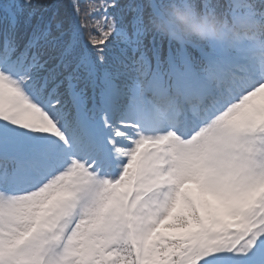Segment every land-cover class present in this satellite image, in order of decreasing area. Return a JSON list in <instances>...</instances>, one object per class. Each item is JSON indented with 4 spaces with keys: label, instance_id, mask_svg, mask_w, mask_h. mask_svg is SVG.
Segmentation results:
<instances>
[{
    "label": "snow or ice",
    "instance_id": "obj_1",
    "mask_svg": "<svg viewBox=\"0 0 264 264\" xmlns=\"http://www.w3.org/2000/svg\"><path fill=\"white\" fill-rule=\"evenodd\" d=\"M169 2L0 0V264H264V0Z\"/></svg>",
    "mask_w": 264,
    "mask_h": 264
},
{
    "label": "clouds",
    "instance_id": "obj_2",
    "mask_svg": "<svg viewBox=\"0 0 264 264\" xmlns=\"http://www.w3.org/2000/svg\"><path fill=\"white\" fill-rule=\"evenodd\" d=\"M169 24L174 25L177 31L187 37H195L201 40L227 38L218 30L226 27L222 20L185 10L176 0H170L169 4L163 9L162 16L155 21L156 27L161 30H166Z\"/></svg>",
    "mask_w": 264,
    "mask_h": 264
},
{
    "label": "trees",
    "instance_id": "obj_3",
    "mask_svg": "<svg viewBox=\"0 0 264 264\" xmlns=\"http://www.w3.org/2000/svg\"><path fill=\"white\" fill-rule=\"evenodd\" d=\"M39 2H43V0H39Z\"/></svg>",
    "mask_w": 264,
    "mask_h": 264
}]
</instances>
